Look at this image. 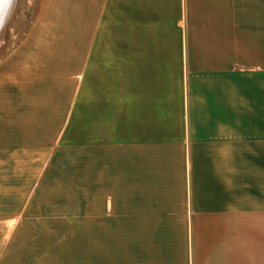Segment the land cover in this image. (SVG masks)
<instances>
[{
    "label": "crops",
    "instance_id": "obj_1",
    "mask_svg": "<svg viewBox=\"0 0 264 264\" xmlns=\"http://www.w3.org/2000/svg\"><path fill=\"white\" fill-rule=\"evenodd\" d=\"M64 1L67 119L37 104L3 158L40 162L5 199L18 264L68 226L71 264H264V0Z\"/></svg>",
    "mask_w": 264,
    "mask_h": 264
},
{
    "label": "rangeland",
    "instance_id": "obj_2",
    "mask_svg": "<svg viewBox=\"0 0 264 264\" xmlns=\"http://www.w3.org/2000/svg\"><path fill=\"white\" fill-rule=\"evenodd\" d=\"M3 1L0 0V264H18L34 253L30 248L33 242L7 240L8 233L13 231L12 220L17 210L8 209L5 199L7 195L18 193L11 189L14 186L34 181L40 162H7L3 159L7 141L38 142L36 134H30L27 139L23 135V132L38 130L18 127L20 121L36 119L33 111L37 104L44 108L48 106V109L49 104L51 108L57 105L59 111L67 109L61 113L50 109L53 112L50 113L51 118L48 116V120H57V124L66 120L68 107L62 105L69 104L70 96L61 94L71 89L69 79L72 74L81 72L82 66L71 65L69 2L9 0L8 9L5 7L4 10ZM48 52H54L56 58H47ZM34 77L41 79L36 86L23 80ZM58 132V128L47 127L44 130L48 139L56 138ZM67 229L59 230L64 232L60 240L35 242L60 254L56 257L58 264H71L73 243L70 241L69 226ZM31 231L30 226H21L20 232Z\"/></svg>",
    "mask_w": 264,
    "mask_h": 264
},
{
    "label": "bare ground",
    "instance_id": "obj_3",
    "mask_svg": "<svg viewBox=\"0 0 264 264\" xmlns=\"http://www.w3.org/2000/svg\"><path fill=\"white\" fill-rule=\"evenodd\" d=\"M8 3L10 4L9 0H4V1L2 2V5L5 4L4 7H3V9H4L5 7H6V9H8V8H7ZM0 7H1V6H0ZM4 10H5V9H4ZM2 13H3V15H5L4 12H2ZM6 15H7V14H6ZM6 15H5V16H6ZM8 15H9V14H8ZM1 16H2V14H1ZM5 16H4V19H5ZM1 18H3V17H1ZM0 20H1V19H0ZM2 22H3V21H2ZM3 23H4V22H3Z\"/></svg>",
    "mask_w": 264,
    "mask_h": 264
}]
</instances>
